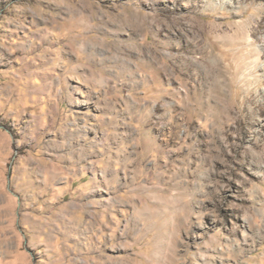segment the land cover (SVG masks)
<instances>
[{
	"label": "rangeland",
	"instance_id": "rangeland-1",
	"mask_svg": "<svg viewBox=\"0 0 264 264\" xmlns=\"http://www.w3.org/2000/svg\"><path fill=\"white\" fill-rule=\"evenodd\" d=\"M0 264H264V0H0Z\"/></svg>",
	"mask_w": 264,
	"mask_h": 264
}]
</instances>
